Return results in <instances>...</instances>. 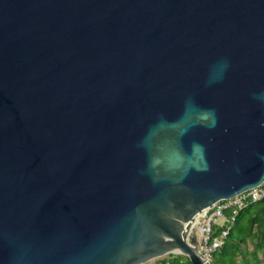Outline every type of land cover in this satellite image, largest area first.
<instances>
[{
	"label": "water",
	"instance_id": "95a60500",
	"mask_svg": "<svg viewBox=\"0 0 264 264\" xmlns=\"http://www.w3.org/2000/svg\"><path fill=\"white\" fill-rule=\"evenodd\" d=\"M263 183L264 0H0V264H204Z\"/></svg>",
	"mask_w": 264,
	"mask_h": 264
},
{
	"label": "trees",
	"instance_id": "16d2710c",
	"mask_svg": "<svg viewBox=\"0 0 264 264\" xmlns=\"http://www.w3.org/2000/svg\"><path fill=\"white\" fill-rule=\"evenodd\" d=\"M232 215L235 219L222 245L211 253V264H264V199L240 210L231 207L224 211L226 219ZM227 225L214 226L211 239L218 238ZM182 259L173 257L171 264H179Z\"/></svg>",
	"mask_w": 264,
	"mask_h": 264
},
{
	"label": "built area",
	"instance_id": "2783aa9c",
	"mask_svg": "<svg viewBox=\"0 0 264 264\" xmlns=\"http://www.w3.org/2000/svg\"><path fill=\"white\" fill-rule=\"evenodd\" d=\"M264 199V183L258 187L252 188L246 192L239 194L238 196L232 198L228 201H221L214 205L210 209L204 210L195 221L190 224V227L187 231V239L192 231H195V234L198 237V244L200 248V256L204 262V264H211V253L218 247H220L223 243V239L227 235L229 230V226L233 223L235 219V215L230 216L228 219L224 217V211L228 208L235 209H243L247 205L255 203ZM225 223H228L226 228L221 232L218 238L211 239L214 226L222 227ZM212 241V244H211ZM173 257H178L181 255L178 254H170ZM170 255L156 258L152 261H149L144 264H171ZM179 264H187V258L184 256Z\"/></svg>",
	"mask_w": 264,
	"mask_h": 264
},
{
	"label": "rangeland",
	"instance_id": "374dc122",
	"mask_svg": "<svg viewBox=\"0 0 264 264\" xmlns=\"http://www.w3.org/2000/svg\"><path fill=\"white\" fill-rule=\"evenodd\" d=\"M197 242H198V237H197Z\"/></svg>",
	"mask_w": 264,
	"mask_h": 264
}]
</instances>
